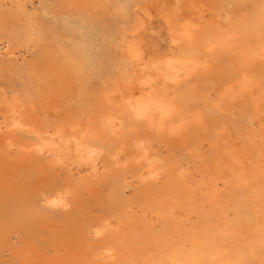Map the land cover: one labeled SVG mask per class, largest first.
Masks as SVG:
<instances>
[{
    "label": "bare ground",
    "instance_id": "obj_1",
    "mask_svg": "<svg viewBox=\"0 0 264 264\" xmlns=\"http://www.w3.org/2000/svg\"><path fill=\"white\" fill-rule=\"evenodd\" d=\"M51 9L107 28L113 72L0 0V264H264V0Z\"/></svg>",
    "mask_w": 264,
    "mask_h": 264
},
{
    "label": "rangeland",
    "instance_id": "obj_2",
    "mask_svg": "<svg viewBox=\"0 0 264 264\" xmlns=\"http://www.w3.org/2000/svg\"><path fill=\"white\" fill-rule=\"evenodd\" d=\"M25 3L27 13L38 14L52 43L60 51L74 58L82 76L97 80L107 72H113L112 64L107 59L105 39L107 28L103 24L89 19L84 11L55 12L51 9L53 0H25ZM89 9L98 10L93 7ZM226 16V11H223L219 14V19L225 20ZM147 28L146 40L148 43L154 45V48L164 51L166 41L163 35L164 31H161L163 27L158 22L149 21Z\"/></svg>",
    "mask_w": 264,
    "mask_h": 264
}]
</instances>
